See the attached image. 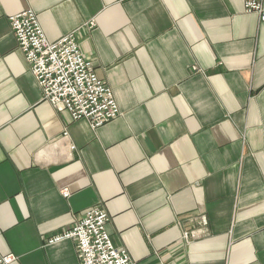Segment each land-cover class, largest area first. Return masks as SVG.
<instances>
[{
    "label": "crops",
    "instance_id": "1",
    "mask_svg": "<svg viewBox=\"0 0 264 264\" xmlns=\"http://www.w3.org/2000/svg\"><path fill=\"white\" fill-rule=\"evenodd\" d=\"M28 9L50 42L75 34L117 119L43 100L9 21ZM92 209L137 264H264V21L244 0H0V253L80 264L49 239Z\"/></svg>",
    "mask_w": 264,
    "mask_h": 264
},
{
    "label": "built area",
    "instance_id": "2",
    "mask_svg": "<svg viewBox=\"0 0 264 264\" xmlns=\"http://www.w3.org/2000/svg\"><path fill=\"white\" fill-rule=\"evenodd\" d=\"M244 9L264 21V0H244ZM9 21L43 100L57 110L67 111L73 120H87L95 129L120 116L112 89L84 57L74 33L50 42L31 9L11 16ZM109 221L106 212L89 210L71 229L53 236L49 243L74 239L80 264H137L124 249L114 246L107 231ZM15 260L14 255L0 253V264H13Z\"/></svg>",
    "mask_w": 264,
    "mask_h": 264
}]
</instances>
